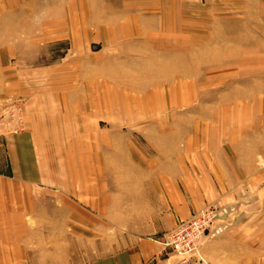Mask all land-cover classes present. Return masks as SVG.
Masks as SVG:
<instances>
[{
  "label": "crops",
  "instance_id": "crops-1",
  "mask_svg": "<svg viewBox=\"0 0 264 264\" xmlns=\"http://www.w3.org/2000/svg\"><path fill=\"white\" fill-rule=\"evenodd\" d=\"M142 1L155 3L157 9H152V6L151 11L144 10ZM210 1L213 3L215 0ZM77 2L79 5L73 8L74 12L69 15L67 22L76 27L65 32L71 45L69 62L73 67L75 65L77 79H68L65 74L69 70L65 71L62 63L49 69H40V76L45 74L46 78L40 80L38 88L30 85L22 89L26 92V99L19 117L21 127L9 130L4 124L0 125V142L7 163V168L0 170L1 255L12 254L17 247H20V252L25 250L23 246L33 227L32 217L41 211L39 197L45 191L54 192L56 187H69L72 191V186L78 183L80 187L77 192L83 199L86 197L87 205L104 211L102 199L99 198L100 186H92L89 193L87 184L101 183V168L107 167L109 163L111 166L115 164L111 160L117 159L116 155L119 154L115 152L112 157H107L106 151L114 150L112 145L119 142L113 143L109 136L145 130L147 126L150 131L166 130L160 122L144 128L139 119L167 112L172 106L187 111L193 109L188 103L194 94L190 59L192 43L187 20V16L193 12L187 7H192L193 2L194 5L202 3V0H121L120 3L118 0H96L97 5L93 9L91 5L87 6V0ZM131 2L134 9L127 5ZM34 3L36 0H0V20ZM73 3L75 0H70L67 5ZM224 3L229 7H238L240 16L236 18L229 14L228 17L233 20L223 22L216 16L218 22L213 23L209 33L195 32L198 35L197 41L194 39L197 46L203 48L211 39L219 41L218 46H250L254 38L264 40V0H226ZM196 13L204 17L202 13ZM60 21L58 16L50 23L57 30L53 32L57 36L65 34L61 32ZM78 31L82 32L80 41L75 37ZM94 45L96 47L91 49ZM259 56L264 58V55ZM123 57L138 63L136 81L127 78V74L131 75L129 70L136 68L126 69L128 65L125 60L122 62ZM176 58L182 59L188 67L187 71H177L181 59ZM240 59L251 57L246 55L226 60ZM48 74L54 76L52 80L48 79ZM179 80L183 83L171 90L166 86ZM186 86H189L188 92L183 94L182 99L178 94L176 100L172 92ZM14 93L12 89L4 94ZM153 93L161 101L152 107L147 100L153 97ZM131 99L134 103L139 102V105L135 107ZM179 102L180 106L177 104ZM237 105L248 108L246 102ZM100 121L105 122L106 126L102 127ZM122 124L127 126L123 128ZM171 126L188 127V123L177 122ZM197 132L202 131L198 129L193 132V136H189L183 144L178 140L171 143L169 149H165L162 140H157V144L150 146L154 156L143 151L146 179L165 182L166 186L160 187L157 194H172L163 214L168 222L166 226L157 224L147 233L131 236L127 245L82 260L79 264H169L178 255L153 236L170 228L176 218L184 219L191 212L214 202L232 207L233 211L228 216L220 215L215 219L210 231H220L200 239L199 253L191 255L188 264H238L237 249H240L243 257L245 248L264 247L260 219L257 213H251L259 202V192L256 190L259 185L257 182L239 181V175L244 170L239 171L236 163L231 161V156L225 155V150H235V142H226L222 146L218 138L211 142L205 141L206 137L194 135ZM128 140L123 142L121 150L126 153L125 158L130 160L134 151L131 140ZM103 147L104 155L101 151ZM58 152L68 158H64L59 166L52 159V154ZM69 153L72 154L70 158ZM91 168L95 169L93 174L89 171ZM70 169L84 170L73 181ZM60 170L63 171L60 173ZM228 175H234L235 178ZM90 177H94L90 179L92 182L88 180ZM248 188L253 190L251 199L247 197L249 192L244 193ZM94 194L97 198L90 197ZM249 200L252 202L247 204ZM240 262L247 264L246 261ZM0 264L9 262L0 256Z\"/></svg>",
  "mask_w": 264,
  "mask_h": 264
},
{
  "label": "rangeland",
  "instance_id": "rangeland-1",
  "mask_svg": "<svg viewBox=\"0 0 264 264\" xmlns=\"http://www.w3.org/2000/svg\"><path fill=\"white\" fill-rule=\"evenodd\" d=\"M69 1L36 0V3L27 5L26 9L7 15L0 20V125L4 124L9 130L22 125L19 117L26 99V92L22 89L30 85L38 88L40 80H45L46 75L40 76V69L46 67L49 69L55 64L62 63L65 71L69 70L65 74L68 79H77L75 65L73 67L69 62L71 45L65 32L76 27L67 22L69 15L74 12L73 8L79 5L77 2L79 0L67 5ZM120 1L118 0V3ZM225 1L219 0L217 3L215 0L211 3L210 0H202V3L194 5L193 2L192 7H187V10L193 12L192 15L187 16L192 43L190 59L194 94L192 101L188 103L193 106V109L187 111V109L172 106L169 109L170 112L168 110L139 119L144 128L160 122L165 125L166 130L150 131L147 126L145 130L109 136L113 143L119 142L117 145H112L114 150L110 151L107 148L109 151H106L107 157H112L115 152L119 154L116 155L117 159L111 160V163L115 164L111 166L109 163L107 167L101 168L103 170L101 183H93L90 179L94 177L87 178L92 182L87 184L89 193L92 186H100L99 198L102 199L104 211H98L87 205L86 197L83 199L77 192L80 187L78 183L72 186L73 192L69 190V187H56L54 192L45 191L39 197L42 203L41 211L32 217L33 227L23 246L25 250L20 252V247H17L12 254H0L2 259L8 260L9 264L43 262L79 264L82 260L91 259L127 245L131 236L147 233L157 224L166 226L168 222L163 214L167 209L165 207L167 203L170 204L169 198L172 194H157L160 187L166 186L165 182L159 183L158 179H146L147 173L144 172L145 165L142 163L143 151L154 156V150L150 146L157 144V140H162L164 144H160L165 145V149H169L177 140L183 144L198 129L202 132L194 135L206 137L205 141L211 142L218 138L222 146H225L226 142L231 144L235 142L233 145L235 150L227 149L225 155L231 156V161L236 163L239 171L244 170L239 175V181L257 182L256 184L259 185L256 189L259 192V202L256 204V210L251 213H257L256 216L260 219V233L264 235V58L259 56V54L264 55V40L259 41L254 38V43L250 46L242 44L218 46L219 41L214 42L213 39L203 48L194 43V39L197 41L198 37L195 32L209 33L213 23L218 22L216 16H219L222 22L233 20L228 17L229 14H233L236 18L240 16V9L229 7L224 3ZM87 3V6L91 5V9L97 5L96 0H87ZM127 5L134 9L132 2ZM181 5L185 8L182 2ZM141 6L146 11H151L152 6L154 7L152 9H157V5L151 1L150 3L148 1V4L142 1ZM197 11L204 14V17L197 16ZM58 16L61 19L59 24H62L61 32L65 33L61 36L54 35L53 32L57 30H54V26L50 24L51 20ZM77 33L76 40L80 41L82 32ZM95 47V45L91 46V49ZM246 55L251 59L226 60L231 57L242 58ZM221 58L223 59L220 61ZM121 60L126 61L128 65L126 69L136 68L138 65L124 57ZM136 60L138 62V58ZM139 61H141L140 58ZM179 69L182 71L188 69L182 59L177 66V71ZM24 70L29 71L24 72ZM129 71L131 75L127 74V78L135 80L137 68ZM47 76L49 80L54 77H50V74ZM181 83L183 82L179 80L177 83H168L166 86L171 90ZM188 87L172 92L174 98L177 100L179 94V98L182 99L183 94L188 92ZM12 89L15 91L13 95L4 94ZM160 101L161 99L153 93V97L147 100V103H151L150 106L153 107ZM239 102H246L248 108L237 105ZM131 103L134 106L139 105V102L134 103L132 99ZM177 104L180 106V102ZM16 121L17 124L11 123ZM177 122L188 123V127L172 128L171 124ZM100 123L102 127L106 126L105 122L100 121ZM124 125L122 124L123 128L127 126ZM126 139L131 140L134 151V156L130 160L125 158L126 153L121 150ZM104 148H101L103 155ZM70 155L72 154L69 153V158ZM64 158L68 160L67 155L64 156L63 153L52 154L53 162L58 166L64 162ZM5 159L0 142V170L7 168ZM83 170L70 169L71 180L76 181L79 172ZM62 171L60 170V173ZM89 171L93 174L95 169L91 168ZM228 176L234 177V175ZM241 176L243 177L240 180ZM244 191V193L249 192L247 197L251 199L253 190L248 188ZM90 197L97 198V195ZM251 202V200L246 201L247 204ZM213 204L218 205L217 202ZM179 220L181 219L176 218L170 228L158 232L154 235L155 237L152 235L153 238L157 240L162 233L171 230ZM245 249L243 257H241L240 249L236 250L238 264H241L240 261H246L247 264H264V247Z\"/></svg>",
  "mask_w": 264,
  "mask_h": 264
},
{
  "label": "built area",
  "instance_id": "built-area-1",
  "mask_svg": "<svg viewBox=\"0 0 264 264\" xmlns=\"http://www.w3.org/2000/svg\"><path fill=\"white\" fill-rule=\"evenodd\" d=\"M232 211V207L209 205L179 220L171 230L162 233L157 240L178 255L169 264H188L190 256L199 253L200 239L208 235L213 236L220 231L219 229L210 231L215 219L220 215L228 216Z\"/></svg>",
  "mask_w": 264,
  "mask_h": 264
}]
</instances>
